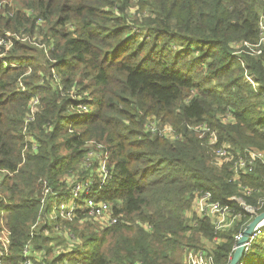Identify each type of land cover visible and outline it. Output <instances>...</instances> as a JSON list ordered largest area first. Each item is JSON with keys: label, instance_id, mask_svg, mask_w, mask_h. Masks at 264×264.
<instances>
[{"label": "trees", "instance_id": "16d2710c", "mask_svg": "<svg viewBox=\"0 0 264 264\" xmlns=\"http://www.w3.org/2000/svg\"><path fill=\"white\" fill-rule=\"evenodd\" d=\"M1 1L0 36L39 32L49 49L16 41L0 59V216L10 231L0 262L185 264L205 238L215 264H230L235 235L254 219L232 197L264 211V162L234 182L232 164L219 167L208 138L190 125L209 124L236 157L251 146L264 151V101L245 81L247 71L264 90V47L235 54L258 40L264 1ZM73 89L89 98L86 117L72 114ZM32 94L40 103L26 123ZM228 112L233 122L223 121ZM150 117L170 122L174 134L150 131ZM90 142L109 152L113 176L100 197L123 219L113 226L51 218L54 197L83 177ZM205 191L245 216L223 230L209 217L190 219L195 194ZM262 241L252 243L247 264H264Z\"/></svg>", "mask_w": 264, "mask_h": 264}, {"label": "built area", "instance_id": "2783aa9c", "mask_svg": "<svg viewBox=\"0 0 264 264\" xmlns=\"http://www.w3.org/2000/svg\"><path fill=\"white\" fill-rule=\"evenodd\" d=\"M264 1V0H263ZM259 38L256 42L243 41L239 46V49L235 51L236 55L245 52L250 55H259L262 52V47H264V13L259 17ZM9 32L5 34V36H0V44L5 46L6 50L10 47L6 43L7 36ZM37 37L27 38L24 36V39H29L31 42L33 39ZM240 59V58H239ZM7 67H10L6 65ZM19 67V66H18ZM244 67V64H243ZM30 73V70L26 72ZM52 73L55 77V82L59 86L60 90H63L60 85L59 78L55 74V70L52 69ZM245 81L248 82L256 92L262 91L260 88V83L257 77L254 74L249 72H245ZM22 86V84H21ZM23 91L25 88L22 86ZM73 89L72 91H68L71 95V98L74 100L77 105L78 112L81 116L86 117L89 115L88 109L85 105L81 104V96L77 95ZM68 93H62L63 95ZM262 96H264V92H261ZM33 98H31L28 114L26 118V123H29L35 119V113L38 109V105L40 103L39 97L32 94ZM231 112H228L223 116L224 122H230ZM154 119V120H152ZM156 119L149 118L148 122L145 126H148V129L153 133H158L159 135L168 136L165 126H156ZM199 124V123H198ZM197 126H190L192 130H195L200 134L201 137L206 136L208 138V143L213 146V154L215 163L218 166H223L225 164H232L234 179L237 180L243 174H250L254 172L255 165L258 161L264 162V152L257 151L255 152H245L244 155H240L238 157L235 156V153L232 151L231 147L226 143H219L218 132L216 130H212L207 123H200ZM171 127V126H169ZM172 129V127H171ZM174 132V130L172 129ZM27 127L24 129V134L27 140H31L36 146L35 140L31 135H27ZM171 137V136H170ZM248 151V150H247ZM109 152L107 147L102 144L95 142H90L87 148L86 157L83 163V177L78 178L75 183L71 184L70 188L67 190L65 194L62 196L56 195L52 200V208H51V218L53 220H58L62 218L63 220L69 219L73 220L75 217H80V221L92 220L96 222L100 228L106 226H113L119 224L123 221L119 215L114 212V208L111 203L105 201L102 197H100V190L107 185L112 179L113 172L112 167L109 165ZM6 172V170H0ZM48 190H46V193ZM247 194H251V190H247ZM239 202L243 206V211L246 214H249L252 218H255L256 215L260 213V206H250L246 205L242 199H232ZM190 219H194L195 217H209L212 219L213 223L216 226L217 230H223L225 228H229L244 217L245 215L240 213H236L232 211L229 205H223L218 201H215L213 198V194L210 191L198 192L195 194V197L192 202L191 211L187 215ZM7 220L5 214L2 213L0 216V260L5 258V255L8 252L10 245V231L6 226ZM62 223H55L54 229L56 231H61L63 226ZM248 224H243L241 231L235 235L236 245L234 247V251L237 248V243L242 239L243 232L245 231ZM149 226V225H147ZM262 227L258 228L254 231V233L249 236L248 240L244 244V253L241 258L243 263V258H245L252 246V243L255 242L256 239L262 234ZM48 234L49 231H46ZM69 237H73L69 235ZM27 253V250H25ZM27 258V256H26ZM0 264H2L0 262ZM25 264H32L29 259L26 260ZM185 264H215V260L212 253H208L204 250L194 251L191 250L185 255Z\"/></svg>", "mask_w": 264, "mask_h": 264}, {"label": "rangeland", "instance_id": "374dc122", "mask_svg": "<svg viewBox=\"0 0 264 264\" xmlns=\"http://www.w3.org/2000/svg\"><path fill=\"white\" fill-rule=\"evenodd\" d=\"M5 2H9V4L10 5H12L13 7H14V4H16V1L17 0H4ZM3 1H1L0 2V10L2 9V5H3ZM20 7H22V6H19V8ZM15 8V7H14ZM17 9V8H16ZM134 11H135V9H134ZM40 33L39 32H35V33H33V34H31V33H23V32H20V33H9V35L7 36V40H6V43L9 45V49L8 50H6V48H5V46H3V45H1V46H3L4 47V51H0L1 52V54H0V59H4L5 58V56H7V54H8V51H10L13 47H14V43L17 41H22V42H25V41H28V43H29V45L31 46V47H38V48H40V49H42V50H44V52L45 53H47V50L49 49V47L47 46H45V44H43V42H42V40H41V35H39ZM24 36H26L27 38H33V37H37L36 39H33L31 42L29 41V39H24ZM27 43V44H28ZM47 45V44H46ZM35 47V48H36ZM263 48V47H262ZM239 49V46L237 47V50ZM32 56H34V57H36L37 55H34V54H32ZM41 61H43V60H41ZM5 64L6 65H8V66H10L11 68H15V67H18L19 66V64L17 63V62H12V63H8V62H5ZM28 70H30V73H31V69L29 68ZM27 70V71H28ZM55 85L57 86V88L59 87L58 85H57V83L55 82ZM262 91L264 92V90L262 89ZM262 91H260L259 93L261 94V92ZM262 95V94H261ZM261 98H262V100L264 101V96H260ZM81 98H82V100H81V104H83V105H85L86 107H87V109L89 110L88 111V113L90 114L91 113V107L89 106V104H88V100H89V98H88V96H86V95H84V96H81ZM77 105L78 104H76L75 105V107L72 109V114H74V115H80L79 114V112H78V108H77ZM263 109H264V106H263ZM226 115V114H225ZM151 118H155L156 119V126H165V130H166V133H167V135L168 136H172L173 134H174V132L172 131V129H171V127H169V126H173L170 122H166V121H163V120H161L160 118L158 119L157 117H151ZM223 118V117H222ZM230 118V122H233L234 120H235V118H234V115H233V113H232V115L229 117ZM152 120H154V119H152ZM72 122V121H71ZM148 122V121H147ZM147 122H146V124H147ZM202 123V122H201ZM145 124V125H146ZM193 126H197L196 124H192ZM192 125H190V126H192ZM198 125H200V123L198 124ZM209 125V124H208ZM210 126V125H209ZM257 151H261V152H264L263 150H260V149H258V148H255V147H253V146H251V148L247 151V152H257ZM219 167H221V166H219ZM79 178H82V177H79ZM232 180L234 181V182H237L238 180H235V179H233V175H232ZM1 185V184H0ZM198 193V192H197ZM196 193V194H197ZM232 199H238L237 197H232ZM53 228H54V226H52ZM263 238H264V227H263V229H262V234L259 236V238L258 239H256L255 240V242L257 241V240H259V241H261V242H263L262 240H263ZM203 244H205V246H204V249H201V250H204V251H206V252H208V253H210V252H212L213 251V249H214V244H213V242H210L209 240H207V239H205V238H203ZM68 248V250H70L71 249V247H67ZM67 248H66V250L65 251H67ZM235 252V251H234ZM234 255V254H233ZM232 258H233V256H232ZM238 264H247L246 263V261L244 260L243 261V263H242V260H240L239 261V263Z\"/></svg>", "mask_w": 264, "mask_h": 264}, {"label": "water", "instance_id": "95a60500", "mask_svg": "<svg viewBox=\"0 0 264 264\" xmlns=\"http://www.w3.org/2000/svg\"><path fill=\"white\" fill-rule=\"evenodd\" d=\"M264 227V211L255 216V218L247 225L243 232L242 239L237 243V248L234 252L233 258L230 264H238L244 253V244L248 240L254 231L258 228Z\"/></svg>", "mask_w": 264, "mask_h": 264}]
</instances>
